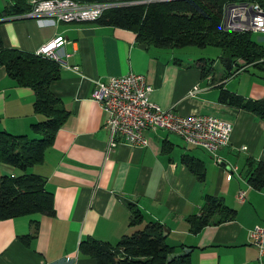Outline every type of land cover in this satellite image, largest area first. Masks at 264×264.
Masks as SVG:
<instances>
[{
  "label": "crops",
  "instance_id": "obj_1",
  "mask_svg": "<svg viewBox=\"0 0 264 264\" xmlns=\"http://www.w3.org/2000/svg\"><path fill=\"white\" fill-rule=\"evenodd\" d=\"M10 5V0H0V10ZM24 12L0 16V43L35 53L42 43L62 36L53 49L55 58H49L57 65L58 77L48 88L68 115L42 160L25 170L43 178L54 212L0 219V264H96L94 257L78 250L80 240L93 237L115 244L122 234L148 221L163 225L164 240L174 252L190 248L189 264H258V258L264 264V242L258 256L248 237L252 225H264V190L246 181L247 160L264 161V122L218 98L220 88L247 98L264 97V78L249 65L239 66L241 59L229 69L222 64L202 75L197 59L208 57L194 51L138 42L133 30L117 25ZM130 70L151 84L149 99L160 107L228 121V142L210 153L184 144L175 133L148 128L143 145L119 139L107 150L104 114L89 96L92 82ZM33 98V90L17 84L0 64V130L33 136L30 123L44 118L33 111ZM186 157L202 166L201 177L186 165ZM0 170L20 173L1 162ZM205 195L220 198L235 210L234 217L191 231L188 218L200 213ZM128 203L141 214L131 224Z\"/></svg>",
  "mask_w": 264,
  "mask_h": 264
},
{
  "label": "trees",
  "instance_id": "obj_2",
  "mask_svg": "<svg viewBox=\"0 0 264 264\" xmlns=\"http://www.w3.org/2000/svg\"><path fill=\"white\" fill-rule=\"evenodd\" d=\"M10 1V6L0 10V16L30 8L28 0ZM243 1L257 2L264 10V0H135L107 7L94 20L131 29L138 42L155 46H217L220 57H229L231 63L241 59L239 66L251 65L264 78V44L251 37L252 31L227 30L221 26L224 4ZM210 61V58L197 59L202 75L210 71ZM0 64L17 84L33 90V111L44 115L42 120L30 123L33 136L0 130V162L20 169L15 175L0 174V219L31 212L52 215V196L43 187V178L25 170L42 160L44 149L52 143L57 128L68 115L61 100L48 88L49 82L58 77L57 65L48 57L4 47L1 43ZM218 98L252 112L264 122V97L247 98L220 88ZM184 161L198 178L202 176V166L198 167L190 157ZM247 163L246 181L253 188L264 190V161L249 159ZM128 206L131 224L141 214L132 203ZM214 214L218 216L212 219ZM234 214L235 210L224 205L220 198L205 195L200 213L188 218L189 228L197 231L208 222L232 218ZM164 230L161 223L148 221L141 228L122 234L115 244L86 237L79 241L78 250L94 257L96 264H189L188 253L167 259L174 248L165 242Z\"/></svg>",
  "mask_w": 264,
  "mask_h": 264
},
{
  "label": "built area",
  "instance_id": "obj_3",
  "mask_svg": "<svg viewBox=\"0 0 264 264\" xmlns=\"http://www.w3.org/2000/svg\"><path fill=\"white\" fill-rule=\"evenodd\" d=\"M27 16H47L62 21H87L96 19L110 6L132 3L128 1L76 0H28ZM223 29L264 33V10L257 2H228L224 4L221 21ZM63 41L56 35L37 49L36 54L55 58L53 49ZM89 96L101 107L103 125L108 130L106 149L110 150L119 139L131 144L143 145L144 130L162 128L178 135L184 144L203 148L214 153L216 148L228 142L231 125L228 121L212 114H180L170 108H162L149 99L151 84L143 75L127 71L110 75L105 80H94ZM218 160V158H216ZM11 175V174H10ZM243 191L237 193L242 197ZM250 242L262 254L264 225L254 224L248 229ZM258 264L262 262L258 258Z\"/></svg>",
  "mask_w": 264,
  "mask_h": 264
},
{
  "label": "rangeland",
  "instance_id": "obj_4",
  "mask_svg": "<svg viewBox=\"0 0 264 264\" xmlns=\"http://www.w3.org/2000/svg\"><path fill=\"white\" fill-rule=\"evenodd\" d=\"M251 37L253 39H255L256 41L264 44V33L252 32L251 33ZM175 48H177L179 51H183V52L184 51L185 52L194 51L193 55H197V56L203 55L205 57L210 58L211 61L208 64V67H211L210 71L222 68V61H221V57L219 56L220 49L217 46L205 45V46L199 47V46H196V45H183V46H178V47H175ZM233 66H235L234 63H233ZM248 67L250 69L254 68L251 65H249ZM231 68L234 69V67H231ZM255 71H256V69H255ZM0 173H2L1 170H0Z\"/></svg>",
  "mask_w": 264,
  "mask_h": 264
},
{
  "label": "water",
  "instance_id": "obj_5",
  "mask_svg": "<svg viewBox=\"0 0 264 264\" xmlns=\"http://www.w3.org/2000/svg\"><path fill=\"white\" fill-rule=\"evenodd\" d=\"M141 45H144V44L142 43ZM221 61H222V64H223L224 68L229 69V67L231 65V59L229 57L222 56L221 57ZM164 234H165V232H162V235H164ZM189 249L190 248L188 246H182L180 251L170 253L167 256V259H169L171 256H176V255H179V254H185V253L188 252Z\"/></svg>",
  "mask_w": 264,
  "mask_h": 264
}]
</instances>
